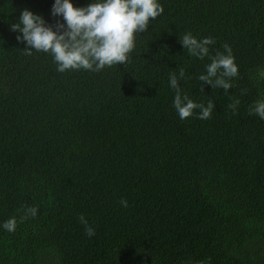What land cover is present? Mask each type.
<instances>
[{"label": "trees", "instance_id": "1", "mask_svg": "<svg viewBox=\"0 0 264 264\" xmlns=\"http://www.w3.org/2000/svg\"><path fill=\"white\" fill-rule=\"evenodd\" d=\"M53 3L0 0V225L17 219L0 228V264H264V120L249 115L264 100V0H160L126 64L63 73L11 31L23 9L62 22ZM187 32L213 37L211 56L230 45L228 93L202 85L211 61L187 54ZM181 69L210 119L173 108Z\"/></svg>", "mask_w": 264, "mask_h": 264}, {"label": "clouds", "instance_id": "2", "mask_svg": "<svg viewBox=\"0 0 264 264\" xmlns=\"http://www.w3.org/2000/svg\"><path fill=\"white\" fill-rule=\"evenodd\" d=\"M164 12L160 0H90L84 7L74 6L72 0H54L51 8L53 17H62L54 26L49 25L42 15L23 9L16 23L11 24V31L18 33L16 39L24 43L26 55L33 51L48 53L56 64V70L63 73L67 70H85L99 72L105 67L129 60L134 50L136 37L148 29L150 18L155 20ZM179 42L187 50L189 56L203 60L210 59L205 71L198 76L202 85H211L213 89L222 88L228 93L232 88V80L238 78V66L235 63L233 50L229 44L222 45L223 52L210 55L209 46L216 43L211 36L197 38L191 32L179 36ZM185 77L183 69L179 76L170 73L168 86L175 91L173 108L181 120L194 114L200 120L211 118L215 103L209 99L207 105L196 103L180 86ZM203 90V87L202 89ZM242 95L246 90H242ZM239 100L229 105L233 114L238 112ZM196 110H199L198 113ZM249 115L264 120V100H258L249 108ZM122 207H128V201H120ZM38 207L30 206L23 210L21 222L35 218ZM79 222L84 226L85 234L95 236V229L89 225L81 214ZM17 219L9 218L0 228L14 232Z\"/></svg>", "mask_w": 264, "mask_h": 264}]
</instances>
